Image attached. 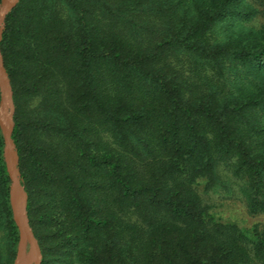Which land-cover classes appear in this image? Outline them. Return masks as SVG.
Instances as JSON below:
<instances>
[{
    "label": "trees",
    "instance_id": "16d2710c",
    "mask_svg": "<svg viewBox=\"0 0 264 264\" xmlns=\"http://www.w3.org/2000/svg\"><path fill=\"white\" fill-rule=\"evenodd\" d=\"M240 2L20 0L7 15L12 139L42 264H264V224L210 203L264 214V40L219 29ZM3 150L0 130L11 264Z\"/></svg>",
    "mask_w": 264,
    "mask_h": 264
},
{
    "label": "water",
    "instance_id": "95a60500",
    "mask_svg": "<svg viewBox=\"0 0 264 264\" xmlns=\"http://www.w3.org/2000/svg\"><path fill=\"white\" fill-rule=\"evenodd\" d=\"M18 2L19 0H0V41L6 17ZM12 112V90L0 52V130L4 143V162L10 179L12 217L19 233L17 250L12 264H41L42 254L28 217V195L17 167L18 155L12 139ZM27 247L29 253L24 258Z\"/></svg>",
    "mask_w": 264,
    "mask_h": 264
},
{
    "label": "rangeland",
    "instance_id": "374dc122",
    "mask_svg": "<svg viewBox=\"0 0 264 264\" xmlns=\"http://www.w3.org/2000/svg\"><path fill=\"white\" fill-rule=\"evenodd\" d=\"M240 1L241 2L239 4L234 5L231 8L230 15L226 17V20L219 24V29L222 33V36L224 37V39H227L228 41H231L237 45L247 44V43L248 44L261 43L264 40V0H240ZM9 81L11 85L10 78ZM11 90H12V85H11ZM37 103H38L37 101H33L30 103L29 106H33ZM12 109H13L12 122L14 126L13 116L15 112V105L13 100V90H12ZM221 175H225V174H221ZM210 203L213 204V206L215 207L214 209L225 220L236 221L240 225H245V226H250L254 223L264 224V214H260V215L247 214L244 203L240 201L238 198H232L230 196H227V194H223L219 196L213 195ZM39 248L42 254L40 245ZM28 251L29 248L27 247L24 258L28 256L29 253ZM42 259H43V254H42Z\"/></svg>",
    "mask_w": 264,
    "mask_h": 264
}]
</instances>
